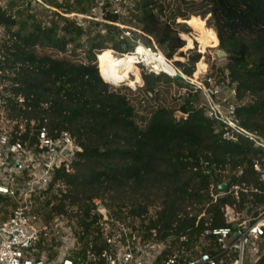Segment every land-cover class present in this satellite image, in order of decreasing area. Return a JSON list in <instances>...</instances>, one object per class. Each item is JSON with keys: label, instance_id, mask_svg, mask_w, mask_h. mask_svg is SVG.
Masks as SVG:
<instances>
[{"label": "trees", "instance_id": "obj_1", "mask_svg": "<svg viewBox=\"0 0 264 264\" xmlns=\"http://www.w3.org/2000/svg\"><path fill=\"white\" fill-rule=\"evenodd\" d=\"M13 1L0 2L2 126L19 140H25L19 125L26 120H35L38 126L47 120L52 134L72 133L80 151L71 171L58 174L52 214L76 220L85 247L92 241L95 248H105L102 244L98 247L101 236L95 228L98 218L91 215L93 198L109 197L116 215L129 209L144 223L148 235L156 230L160 240L175 237L171 245L180 250V264L202 253H219L215 238L205 232L233 227L227 221L229 209L248 218L264 209V187L253 168L256 160L264 163V151L243 137L236 142L224 140V125L206 115L207 101L201 91L163 70H156L163 78L142 71L147 94L156 95L162 79L186 92L179 98L178 109L160 105L148 109V117L141 118L136 109L137 102L143 107L141 101L109 84L104 76L106 68L98 66L99 60L97 63L106 50L120 54L133 51L126 47L121 25L130 26L134 40L139 37L148 45L156 41L171 59L185 46L174 29L175 18L195 16L179 28L196 37L205 53L218 47L226 53L225 66L209 77L218 76L219 83L235 87L241 125L264 136V0H177L180 6L176 10L171 2L166 4L168 0H130L134 7L129 19L115 14L107 3L102 8L105 34L99 31L101 22L82 28L63 17V28L55 23L44 26L33 21L26 7L10 11ZM126 3L121 0V7ZM208 16L211 29L205 21ZM81 38H86L89 46L84 62L39 52V48H46L63 54L72 44L79 49L84 47ZM184 38L191 49L192 40ZM200 58H193L189 67L178 63L181 72L192 77ZM198 67L200 74L205 63L201 61ZM134 70L141 82L132 64ZM233 186H241L239 199L231 194L214 200L213 194L221 187L229 191ZM151 208L154 215H150ZM182 236L186 241L179 243ZM222 258L225 264L233 260L231 255ZM253 261L264 264V247L263 254Z\"/></svg>", "mask_w": 264, "mask_h": 264}, {"label": "built area", "instance_id": "obj_2", "mask_svg": "<svg viewBox=\"0 0 264 264\" xmlns=\"http://www.w3.org/2000/svg\"><path fill=\"white\" fill-rule=\"evenodd\" d=\"M109 1L114 13L122 15L121 0ZM131 36V31L126 29L124 37ZM137 46L122 56H136L135 64L145 63L152 73L160 74L147 64V54H139L138 50L161 54L139 41ZM197 89L206 98V115L224 125V140L236 142L243 137L264 151V136L259 131L245 129L238 119L235 87L214 85L210 77L206 86ZM2 121L0 118V264H158L159 260L161 264H180V250L171 245L175 237L160 240L156 230L148 235L144 223L133 217L129 209L116 215L103 198L92 199L91 215L98 218L95 223L101 236L98 247L102 244L105 248H95L92 241L85 247L77 221L64 214H52L56 205L53 193L59 187L58 174L71 171L75 155L80 151L72 133L52 134L47 120L42 126L35 120H26L19 125V134L25 140H19L9 128L2 126ZM253 168L264 187V163L256 160ZM239 171L241 175L242 169ZM240 188L218 190L213 194L214 200L231 194L239 199ZM228 211L232 214L228 223L233 227L205 232L215 238L219 253H202L185 264H225L224 255L233 256L231 264H254L253 259L263 254L264 209L250 219L237 217L232 209ZM185 241V236L179 238V243ZM52 250L55 256H49Z\"/></svg>", "mask_w": 264, "mask_h": 264}, {"label": "rangeland", "instance_id": "obj_3", "mask_svg": "<svg viewBox=\"0 0 264 264\" xmlns=\"http://www.w3.org/2000/svg\"><path fill=\"white\" fill-rule=\"evenodd\" d=\"M8 0H0L2 4H6ZM14 5L10 8V11H15L19 7L23 8H28L29 9V14L33 16V21L34 22H39L42 23L44 26H52L54 23L59 24L61 28L65 26V21H63L61 18H66L70 22L76 23V25L81 26L82 28H87L90 26V23H95V22H101V26L99 28V31H102V34H105V23L102 21V8L105 6L107 3H110L109 0H81V4H77L75 0H14ZM171 2V7L176 10L177 7L180 6V2L177 0H168L166 4ZM111 4V3H110ZM112 7V5H111ZM134 7V3L130 0H127V3L125 7L122 8V16L123 18L129 19V13L130 10ZM84 9H91L89 13L83 14L82 10ZM69 10L73 11L74 13L72 14H65ZM61 16V17H60ZM177 16L175 18L174 22V29L178 31L179 37L185 41V46L179 50L173 58L167 59L165 55L162 53L161 49L156 44V41L152 40L151 43L145 44L140 38L138 37L137 40H134V35L131 37L126 38L128 44H126V47H130L133 51L135 48H137V42H141L142 46H145L148 49H152L156 53H159L164 58L168 60V62L174 66L177 72V76H171V78H176L178 76L182 77L183 81L185 84L193 86L195 89L206 86L207 84V79L210 78L211 74H214L215 71H217L219 68H222L226 64V56H221L220 54L224 51L218 47V49L214 52L208 51L205 53L200 48V41L196 39L191 34L185 33L180 29L179 27L183 25V22L186 21H191L195 16L191 17H182L180 16L179 19L181 23L177 25ZM183 20V21H182ZM179 21V20H178ZM205 21H208V26L211 29V17L208 16ZM130 26H120L121 30H124L123 32L126 31ZM62 35V32H60V36ZM184 36L190 38L193 42V47L191 49H187L188 41L184 38ZM211 43V40H210ZM81 44L84 45V47H81L79 49H75V45H69L67 47L66 53H59L57 51L51 50V49H46V48H39V52L42 54H49L53 56H57L60 58H67L71 59L73 61L77 62H84L86 58V50L89 48V46L86 43V38H81ZM210 46V45H209ZM114 51V50H113ZM116 52V51H115ZM119 56H122V54L116 52ZM205 53V54H204ZM197 55H200V61L195 65V73L192 75V77H187L181 72V68L178 66V63L184 64L185 66L189 67L191 66V62L193 58H195ZM124 56V55H123ZM98 58V54L96 56ZM97 59V63H98ZM203 61L205 63V69L202 70V72L199 74V63ZM132 64L135 63H129L127 62L125 65L131 70V75H130V82L128 81L127 83H122L119 87L125 89L123 90L125 93L128 94V96L132 100H137L141 101L143 105L142 108H139L138 102L136 103V109H138L139 116L141 118H147L149 115L148 109L151 108H157L160 105H165L169 108L173 109H178L181 105V102L179 101V98L182 97L186 89H181L176 83L174 82H167L164 81L163 79L159 82L158 87L156 89V95L155 94H147L145 93V88H144V82L142 79V71L146 73H152L151 68L149 66H146L145 63L142 64H135V69L136 71L140 74L141 77V82L136 83L138 81V74H136L135 70L134 72L132 71ZM100 64L98 63V66ZM103 66V65H102ZM106 68V67H104ZM154 68V67H152ZM101 69V68H100ZM156 68H154L155 70ZM156 71V70H155ZM100 72V70H99ZM102 73V69H101ZM107 73V68L106 72L104 73V76ZM160 74L152 73L157 77L163 78V74L159 72ZM137 75V76H136ZM168 75V74H167ZM103 77V75H102ZM196 77L198 79H196ZM106 78V77H105ZM213 79V84L217 85L219 83L218 76L212 77ZM107 80V79H106ZM117 89V88H115ZM145 110V111H144ZM147 110V111H146ZM140 120V118H139ZM108 203L112 202L109 197L106 198ZM125 204L130 205V202L125 201ZM234 212V210H233ZM237 217L240 216L242 219H250L246 217L244 213H236ZM154 210L153 208L150 209V215H154ZM204 215V214H203ZM201 215V216H203ZM202 218V217H201ZM200 218V219H201ZM199 219V220H200ZM56 252L52 250V252L49 253V256H55Z\"/></svg>", "mask_w": 264, "mask_h": 264}, {"label": "bare ground", "instance_id": "obj_4", "mask_svg": "<svg viewBox=\"0 0 264 264\" xmlns=\"http://www.w3.org/2000/svg\"><path fill=\"white\" fill-rule=\"evenodd\" d=\"M138 51L139 54H147L145 56L147 57L146 62L151 67L156 68L155 70H163L173 76L176 75L175 69L168 64L162 56L147 53L142 48H139ZM136 61V56H119L113 50H106L99 57V64L107 68V73L105 75L107 81L114 85H121L122 83H127L128 81L130 82V75L132 72L125 64L127 62L136 63ZM196 79L198 78L196 77ZM136 83H139V79Z\"/></svg>", "mask_w": 264, "mask_h": 264}, {"label": "water", "instance_id": "obj_5", "mask_svg": "<svg viewBox=\"0 0 264 264\" xmlns=\"http://www.w3.org/2000/svg\"><path fill=\"white\" fill-rule=\"evenodd\" d=\"M220 55H221V56H226V53H223V52H222ZM0 65H1V64H0ZM109 84H111V83H109ZM111 85H112V86H115V87H119V86H116V85H114V84H111ZM224 188H225V187H221L220 190L223 191ZM227 221H228V222H231V221H232V214H231L230 211H228V213H227Z\"/></svg>", "mask_w": 264, "mask_h": 264}]
</instances>
